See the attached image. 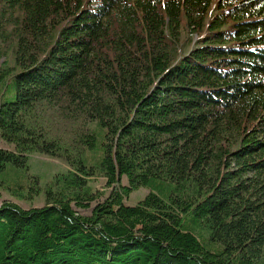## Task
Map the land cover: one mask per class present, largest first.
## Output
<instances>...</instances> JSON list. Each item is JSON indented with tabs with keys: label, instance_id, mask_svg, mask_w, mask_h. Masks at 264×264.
<instances>
[{
	"label": "trees",
	"instance_id": "1",
	"mask_svg": "<svg viewBox=\"0 0 264 264\" xmlns=\"http://www.w3.org/2000/svg\"><path fill=\"white\" fill-rule=\"evenodd\" d=\"M0 57V173L71 168L0 264H264V0H0Z\"/></svg>",
	"mask_w": 264,
	"mask_h": 264
},
{
	"label": "rangeland",
	"instance_id": "2",
	"mask_svg": "<svg viewBox=\"0 0 264 264\" xmlns=\"http://www.w3.org/2000/svg\"><path fill=\"white\" fill-rule=\"evenodd\" d=\"M183 37H186V33L183 34ZM5 57H13L10 49H8ZM6 58L0 57V67ZM0 146L13 148V145L2 141H0ZM103 152L104 147L101 145H98L95 151L86 152L85 158L88 159V165H95L94 162L103 155ZM70 171V166L63 158H55L41 153H32L29 154L25 168L8 166L3 173H0V194L2 195V199L15 202L26 209L33 206L42 207L46 205L44 196L45 189L54 182L59 184L57 185L59 187L57 190L62 188L63 178L69 174ZM81 176L83 180L86 181L90 191L101 194L104 197L108 196L111 189L107 187V183L103 176L98 174L93 176ZM37 180L38 182L35 186ZM123 183L126 185L127 181L125 180ZM39 187L41 194L36 195L37 193L35 191H37ZM149 192L148 189L139 188L137 191L131 193L124 202L128 206H135L138 202L142 201ZM14 193H20L24 198H15L13 196Z\"/></svg>",
	"mask_w": 264,
	"mask_h": 264
}]
</instances>
